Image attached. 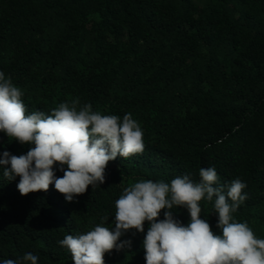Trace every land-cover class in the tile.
Instances as JSON below:
<instances>
[{
  "label": "trees",
  "instance_id": "1",
  "mask_svg": "<svg viewBox=\"0 0 264 264\" xmlns=\"http://www.w3.org/2000/svg\"><path fill=\"white\" fill-rule=\"evenodd\" d=\"M0 71L24 91L29 113L73 99L103 115L131 113L145 144L110 161L105 182L73 202L54 184L22 196L20 178L0 169V264L28 252L37 264H73L58 242L105 216L114 228L124 188L183 175L199 182L209 167L220 185L246 184L233 216L264 238V0H0ZM30 147L0 132V154ZM213 203L200 202L201 218L219 234ZM172 211L189 223L186 208ZM148 227L122 235L131 247L106 253L105 264H146Z\"/></svg>",
  "mask_w": 264,
  "mask_h": 264
},
{
  "label": "clouds",
  "instance_id": "2",
  "mask_svg": "<svg viewBox=\"0 0 264 264\" xmlns=\"http://www.w3.org/2000/svg\"><path fill=\"white\" fill-rule=\"evenodd\" d=\"M24 91L10 76L0 71V132L12 141L32 145L26 154H0L3 177H19L17 189L22 196L48 191L50 185L67 202L105 182L106 168L117 157L129 158L142 153L143 131L126 113L103 115L91 104L79 106L78 99L61 102L50 113L28 112L22 99ZM79 106V107H78ZM59 165L63 176L57 177ZM66 166V168H65ZM199 182L188 175L170 183L141 179L123 189L115 201L114 228L105 226L108 217L90 231L65 235L58 243L72 254L73 264H105V254L131 247L120 241L126 232L143 233L146 264H264V238H257L246 222L234 219L247 199L246 184L239 178L220 185L214 167L200 168ZM213 202L217 215V234L207 219L201 218L200 202ZM186 208L187 225L174 218L172 209ZM161 210L164 218L159 219ZM37 264L38 256L26 253L21 261L4 259L2 264Z\"/></svg>",
  "mask_w": 264,
  "mask_h": 264
}]
</instances>
